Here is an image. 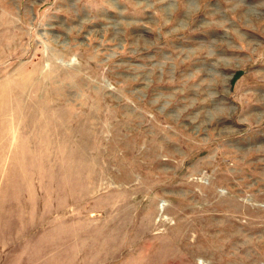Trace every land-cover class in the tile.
Wrapping results in <instances>:
<instances>
[{
  "label": "rangeland",
  "instance_id": "obj_1",
  "mask_svg": "<svg viewBox=\"0 0 264 264\" xmlns=\"http://www.w3.org/2000/svg\"><path fill=\"white\" fill-rule=\"evenodd\" d=\"M0 264H264V0H0Z\"/></svg>",
  "mask_w": 264,
  "mask_h": 264
}]
</instances>
